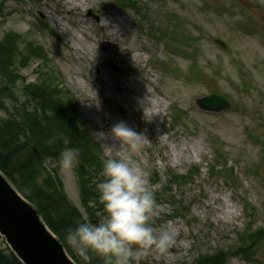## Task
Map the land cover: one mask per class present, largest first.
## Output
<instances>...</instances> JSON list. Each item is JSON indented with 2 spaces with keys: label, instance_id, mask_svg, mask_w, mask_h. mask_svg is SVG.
Masks as SVG:
<instances>
[{
  "label": "rangeland",
  "instance_id": "rangeland-1",
  "mask_svg": "<svg viewBox=\"0 0 264 264\" xmlns=\"http://www.w3.org/2000/svg\"><path fill=\"white\" fill-rule=\"evenodd\" d=\"M18 1L20 2H14L10 8H17L19 11L9 16L8 23L0 28V35L3 34L4 30L14 29L24 34H32L31 37L44 43L47 46L48 51L52 53L54 60H56L65 69L67 78L73 82L75 86L73 88L81 102L84 103V106L88 109V111L92 112L94 116L92 119L97 121L101 132L105 136L108 135L107 149L109 154H116L121 159L127 160L130 165H138L142 169L146 178L153 167L159 166L164 168L172 160L178 161L180 159L181 165L183 166L184 157L194 152L200 157L202 161L200 163L208 166L213 155L209 138L205 133L207 127H209V130L217 131L220 134L221 132L222 134H226L223 136L226 137L228 141V150L230 151L232 158H235L243 151L246 155L253 158H256L258 155L259 147L248 144L244 140L241 133L242 125L249 121V114L252 108L250 104H248V106L245 105L244 110L246 109V114H222L221 116L209 119L211 124L208 122L207 126V124L203 123L204 130L201 133L199 132V135L194 138L185 139V143L182 144H174L171 141L169 133L166 132L160 120H156L154 125L150 127L137 114L134 108L131 109L132 112H128L125 116L114 107L111 99L107 102L105 101L106 99L102 97L101 92L103 90L106 91V81L99 83V73L106 78V72L114 73V71L108 64L109 55L104 53H100V56H98L97 53L91 54L93 44L96 46L94 42L95 31L92 32L91 40L88 38L90 33L88 37L84 38L81 36L80 30L82 28L81 25L83 18L81 16H66L63 18L61 25L64 31L65 40L68 43L67 46H70L64 47V42L58 43L54 37H49L48 33L47 35L46 33L38 30L33 21L28 19V16L34 13V10L37 12L40 10H46V8L41 7V5L44 6L45 1L47 3H50V1L42 0L40 6L35 2V0ZM242 1H246L248 3L250 2V0H240L241 3ZM69 2L72 3L71 1ZM210 2L213 4L217 3L219 6L226 7L227 9L236 7L235 2H230V0H210ZM16 3H20L21 5L15 7ZM47 8L49 9V7ZM184 13L186 16L192 18L196 23L216 29L214 24L204 16L199 5V0H188L187 8ZM85 18L89 19V23L93 24V26L95 25V21L92 20L91 17L89 18L86 16L84 19ZM259 18L263 19V17ZM219 23L222 32L233 38L238 45L240 52H243V41L236 33L230 30L231 20L227 17H222ZM93 26L90 27L93 28ZM261 26L264 27V21L261 23ZM70 30H73V32H70ZM74 31H78V34ZM77 37L79 40L78 43L81 41V52L84 56L79 53V50L77 54L75 53L74 48L71 49L72 46H74V41H77ZM129 37L132 39V36L129 35ZM205 51L208 58L213 60L214 52L212 47L207 45L205 47ZM253 55L258 60V68L255 70V82L257 88L261 90L260 96L264 99V47L259 39L253 40ZM247 59L249 64L254 65L251 59ZM35 66L36 64L34 63L24 70V74L27 76L28 81L34 80L37 77L35 73ZM114 79L115 81H108V84L111 85V88L115 89L117 85L119 87V83L116 78ZM159 79L160 82H162L161 74L159 75ZM85 85L87 87H85ZM165 85V90L169 99L177 100L185 105L188 98L197 92L195 87L191 85L188 86L181 80L179 82H172L170 84L171 86L168 87L167 82ZM257 96H259V93H257ZM257 103L262 110L261 113L264 114V104H260L259 101ZM7 106L11 107V102L9 100L7 101ZM4 113L5 112L3 110H0L1 115ZM216 118H220L222 121L216 122ZM231 118L235 120V126L230 128L227 133L221 131L222 127L231 121ZM119 122H124L128 127L144 136L145 142L138 152H131L126 145L110 136L111 128ZM109 144L110 147L108 148ZM203 161H207V163ZM237 171L240 175V185L244 178L243 168L240 164H237ZM60 175L68 186L66 187L69 191L70 197L83 210L78 194V188L76 184L74 185L70 168H64ZM245 181L243 182L241 188L232 189L225 188L220 181L210 177L207 172L198 176L196 183H192V185L188 187L189 193L201 195V201L196 206V211L193 214L194 217L198 219V222L194 224V227H192L191 230L188 226L176 221L173 223L163 221L161 225L153 224L154 229L157 231H159L161 227L171 226L176 230L177 235L174 245L168 248L165 252L160 253L153 251L150 252L147 257L149 256L151 258L153 264H177L181 261L190 262L191 259L199 252L206 249V251H211L220 246L226 249L235 245L238 241L236 235H234L235 232L244 228V201H250L253 205L260 208L262 213H264V210L261 208L263 190L258 185L248 182L247 180ZM250 186H253L254 189L251 190ZM155 218L162 220L160 215L155 216ZM196 232L205 236L208 234L211 238H203L200 235L194 234ZM227 234L232 235L233 239L227 240L225 238V235ZM230 263L250 264L236 257L231 258Z\"/></svg>",
  "mask_w": 264,
  "mask_h": 264
},
{
  "label": "clouds",
  "instance_id": "clouds-1",
  "mask_svg": "<svg viewBox=\"0 0 264 264\" xmlns=\"http://www.w3.org/2000/svg\"><path fill=\"white\" fill-rule=\"evenodd\" d=\"M102 137L103 133L100 134ZM110 136L138 152L145 138L124 122L115 124ZM77 150L62 153L60 164L72 168ZM103 179L97 184L99 200L105 217L96 223L84 218L66 231L65 239L73 251L85 262L90 253L102 257L105 264H141L150 252L163 253L175 243L176 230L152 226L157 215L155 193L138 165L125 159H107L102 167Z\"/></svg>",
  "mask_w": 264,
  "mask_h": 264
},
{
  "label": "trees",
  "instance_id": "trees-1",
  "mask_svg": "<svg viewBox=\"0 0 264 264\" xmlns=\"http://www.w3.org/2000/svg\"><path fill=\"white\" fill-rule=\"evenodd\" d=\"M37 131L41 132V134H39V136L41 135H45L47 133H45L44 129H38ZM57 131V133H56ZM54 132V135H50V137H47L44 139V144H48L49 147H54L57 145V137L61 136L62 131L61 130H56ZM14 132V130L12 128H7L1 131L0 134V148L2 147L5 151L9 152L8 153V162L10 164H15V165H22V160L24 158L23 156V151H14L12 150V146L14 145V139L8 141V145H6L4 142V138L6 137V135L12 134Z\"/></svg>",
  "mask_w": 264,
  "mask_h": 264
}]
</instances>
